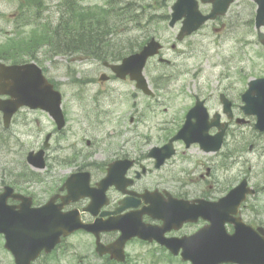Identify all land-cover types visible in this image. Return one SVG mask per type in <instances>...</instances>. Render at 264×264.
I'll use <instances>...</instances> for the list:
<instances>
[{"label":"flooded vegetation","instance_id":"1","mask_svg":"<svg viewBox=\"0 0 264 264\" xmlns=\"http://www.w3.org/2000/svg\"><path fill=\"white\" fill-rule=\"evenodd\" d=\"M100 64L105 67L104 63ZM100 72L108 73V80L115 79L108 67ZM89 80L77 95H88L81 99L82 103L88 108L87 112L98 117L104 111L102 97L109 98L102 93L105 83ZM246 83L248 87L249 79ZM192 86V92L183 88L180 93L184 95L185 105L181 118L184 121L201 102L203 106L197 111V119L207 116L208 123L217 119L227 124L220 149H214L218 138L208 144L205 142L206 149L196 142L188 146L184 139L171 143L177 131L171 132L166 127L165 131L156 132L118 129L109 136L115 137L116 142L107 146H100L99 138L94 136V140H86L88 147L64 148L59 141L69 131H59L57 122L47 111L21 107L6 126L0 110V226H3L0 264H17L12 245L20 249L23 262L34 256L28 264H138L140 254L131 253L129 248L133 243L152 244L171 252L157 241L140 238L130 239L121 252L119 248L106 249L121 234L119 229L105 228L111 226L114 219L127 215L141 217L144 223L154 226L155 233L176 238L192 235L206 225L201 216L196 222L180 223L179 217L172 221L166 219L165 212L180 210L182 201L217 200L226 193L221 180L229 178V170L234 165V144L231 145L230 138L234 136L235 124L246 118L242 110L244 86L235 82L217 88H213L212 83ZM222 95L230 100L229 109L225 108ZM42 117L46 120H41ZM69 117L66 114L67 128L70 123L84 132L86 125L72 118L69 122ZM218 129L217 125H212L208 132L215 135ZM19 135L35 139L29 152L49 144L45 148L44 168L30 163L28 150L18 148ZM47 136H50L49 141H46ZM82 137V141L87 138L86 134ZM38 139L43 141L40 143ZM112 164L114 167L110 170ZM109 173H113L110 182L101 184ZM227 183L229 186L230 182ZM76 217L81 224H92L96 231H69ZM44 233L56 234L59 241L52 250L44 247L34 255L29 250L38 247ZM123 255L125 260L121 261Z\"/></svg>","mask_w":264,"mask_h":264},{"label":"rangeland","instance_id":"2","mask_svg":"<svg viewBox=\"0 0 264 264\" xmlns=\"http://www.w3.org/2000/svg\"><path fill=\"white\" fill-rule=\"evenodd\" d=\"M57 1L45 0L47 9L43 20L54 19L56 22L58 15L54 6ZM18 2L19 0H0V43L15 34L13 30L16 28L20 16ZM173 2L174 0H141L138 8L142 17L141 21L147 24L150 14L168 13ZM141 6H144L146 11H143ZM210 8V5L202 4L204 11H209ZM256 9L257 4L253 0H236L226 16L209 22L183 41L177 40L181 23L171 27L169 21L151 20L143 30L140 28L131 30L128 35L140 34V36L125 40V42H137L147 35H155L165 44V56L173 61L172 65H169L152 60L146 68V76L150 83L152 84L155 77L163 71L172 75L171 80L160 90H156V95L150 99L139 90H137V97L128 95L136 92L133 91L135 87L131 83L121 81L107 83L104 87L108 90L116 88L114 90L118 93L115 94L117 97L119 96L115 104L109 105V100L105 101L104 105L111 112L112 106L114 109L111 115L108 114L104 117V119H108V122L104 125H98L94 123L95 121L89 124L82 122L81 125H86L84 132L76 127L70 132L74 134L73 138L78 135L80 145L88 147L86 140L92 141L94 140L93 137L96 136L100 140V146H107L116 142L115 137L109 138V136H112L118 129L126 131L135 128L141 131L156 132L163 131L162 127L166 126H169L168 129L177 128L183 122L181 109L182 106H185L182 102L184 95L180 94L183 88L192 92V88H194L192 84L194 83H212L213 88H217L221 84L235 82L240 87L244 86L245 89L247 77L242 74L243 72L249 74V78L264 76V47L259 41L255 27ZM63 21L68 23L67 20ZM87 22L88 20L83 21L85 24ZM123 24L125 26L126 22ZM223 24L225 26L222 28ZM216 28H221V30L216 31ZM174 43L177 44L175 49L172 48ZM67 55L50 56L43 52L39 54V59L34 61L46 69L49 77L60 82V89L66 98L64 107L69 110L70 114L84 120L88 108L82 103L74 101L78 84L75 83L77 82L75 79L86 78L89 77L88 75H96L97 73L93 71L95 68L90 69L91 71L87 70L88 64L85 59H82V56L74 54L75 56L68 58ZM227 74L229 75L228 78H226ZM104 105L103 108L106 110ZM131 116L135 117L134 121L131 120ZM41 120L45 121L46 118L42 117ZM122 121L124 122L122 123ZM254 121L255 118H252L249 124H236L234 126V136L230 138L231 145L234 144L235 147L240 141L248 143L242 154H235L238 161L230 169L229 178L221 180V186L224 190L228 188L227 182L232 185L245 174L249 176L254 185L262 186L264 184V140L260 141V136L255 134ZM85 134L87 138L82 141V136ZM18 139L20 140L18 148H24L27 144L33 145V140L30 137L22 138L19 135ZM104 139L106 140L105 143L102 142ZM38 142L41 143L42 140L38 139ZM251 143L257 144L256 149L255 147L253 150L249 149ZM221 175L226 176V173H221ZM243 216L250 223L251 221L254 224L264 223V191L249 199ZM129 248L131 253L140 254L139 259L141 261L139 264H182L177 259L167 260V256L159 252L154 246L133 243ZM153 251L156 255H153ZM185 264L190 263L186 262Z\"/></svg>","mask_w":264,"mask_h":264},{"label":"water","instance_id":"3","mask_svg":"<svg viewBox=\"0 0 264 264\" xmlns=\"http://www.w3.org/2000/svg\"><path fill=\"white\" fill-rule=\"evenodd\" d=\"M233 1L202 0V2L211 3L213 6L209 14L203 15L199 9L198 0H176L172 7L173 13L170 24L173 26L178 20L185 17L179 34V38L182 39L186 34L198 29L206 20L226 14ZM254 1L258 4L256 27L260 40L264 44V32L261 31V27L264 25V0ZM161 47V44L153 39L141 52L126 57L123 63L114 66V69L120 76L130 74L133 79L138 81V86L149 93L150 90L143 69L149 56L157 53ZM0 93L12 96L9 101L0 100V108L4 110L6 119L10 118L21 105H29L48 109L56 115L60 125L63 123L60 106L61 94L49 83L42 74V69L36 63L7 65L0 62ZM244 100L246 112L256 114L258 117L256 126L264 130V78L250 81V88L244 94ZM189 125L190 118L184 126V132H187ZM190 133L195 134L200 141H206L207 144L211 142V139L203 134L200 128H193ZM222 136L223 132L220 133V138ZM248 191L253 192V190L247 189V181L244 180L217 202L200 205L182 202L181 209L175 213L165 212L166 219H170V221L174 217H179L178 219L182 223L183 221H194L198 216H203L211 222L190 237L178 242L169 241L168 246L176 253L180 246H184L182 256L185 260H190L192 264H219L224 262L264 264V227L260 226L256 230L244 223L240 217L233 216V214L238 213V208ZM228 221L235 224L236 231L234 234H229L226 230L225 224ZM78 226L79 223L76 221L75 228ZM114 228L122 230V235L117 242L119 247H122L126 240L134 236L144 239H152L158 236L153 227L140 224L139 221L133 223L131 218L120 220L118 225L107 229ZM0 230H3V226H0ZM56 241V234L44 233L39 240L38 247L29 251L35 255L44 247L51 248ZM9 242L10 238L8 244ZM16 242L19 243V241ZM11 249L16 254L19 264L27 263L22 261L19 256L20 249L16 245H12Z\"/></svg>","mask_w":264,"mask_h":264},{"label":"trees","instance_id":"4","mask_svg":"<svg viewBox=\"0 0 264 264\" xmlns=\"http://www.w3.org/2000/svg\"><path fill=\"white\" fill-rule=\"evenodd\" d=\"M34 3L38 5L36 16L41 15V0H27L26 4H21L25 10L23 13L29 11L25 6ZM134 5L133 0H106V6H101V11H87V8H80L72 2L67 3V7H75L74 13L78 20L67 19L70 24L62 21L55 25L51 21L36 22L33 30L26 34L19 28L15 35L9 36L0 44V60L23 62L26 56L34 58L42 47H47V52L55 54L85 52L90 48L100 51L98 45L102 41L101 36L105 38L111 33H118V22L129 18L132 13L130 9ZM85 20H88L86 24L83 23ZM105 43L109 45L110 41Z\"/></svg>","mask_w":264,"mask_h":264}]
</instances>
